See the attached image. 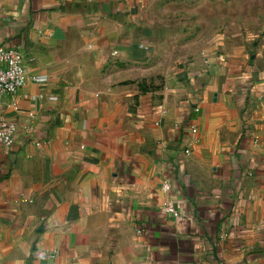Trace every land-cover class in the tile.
Here are the masks:
<instances>
[{"label": "crops", "instance_id": "0c3cea01", "mask_svg": "<svg viewBox=\"0 0 264 264\" xmlns=\"http://www.w3.org/2000/svg\"><path fill=\"white\" fill-rule=\"evenodd\" d=\"M155 2L0 0V264H264V83L155 49Z\"/></svg>", "mask_w": 264, "mask_h": 264}, {"label": "rangeland", "instance_id": "374dc122", "mask_svg": "<svg viewBox=\"0 0 264 264\" xmlns=\"http://www.w3.org/2000/svg\"><path fill=\"white\" fill-rule=\"evenodd\" d=\"M151 11L155 49L198 50L196 60L213 65L237 62L247 80L264 83V0H158ZM193 58L182 62L188 72Z\"/></svg>", "mask_w": 264, "mask_h": 264}, {"label": "built area", "instance_id": "2783aa9c", "mask_svg": "<svg viewBox=\"0 0 264 264\" xmlns=\"http://www.w3.org/2000/svg\"><path fill=\"white\" fill-rule=\"evenodd\" d=\"M112 55H115L113 52ZM33 58L26 57L22 51L15 47H0V147L10 146L14 140V132L16 124L4 119L1 114L3 99L7 95L16 94L25 84L30 71ZM36 79L35 75H32ZM247 128L245 125L244 129ZM192 132H196V128H191ZM247 130H245L246 132ZM35 146L42 150V142L38 139L33 141ZM184 153H189V149H184ZM161 189L164 192L170 191V183L163 180ZM161 211L172 217H178L179 211L175 208L171 200L167 201ZM140 233V229L137 230ZM50 256L53 253L49 254Z\"/></svg>", "mask_w": 264, "mask_h": 264}, {"label": "water", "instance_id": "95a60500", "mask_svg": "<svg viewBox=\"0 0 264 264\" xmlns=\"http://www.w3.org/2000/svg\"><path fill=\"white\" fill-rule=\"evenodd\" d=\"M213 100H214V101L216 100V92L213 93Z\"/></svg>", "mask_w": 264, "mask_h": 264}]
</instances>
